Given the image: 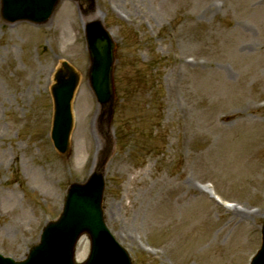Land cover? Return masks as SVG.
Returning <instances> with one entry per match:
<instances>
[{"label": "rangeland", "instance_id": "rangeland-1", "mask_svg": "<svg viewBox=\"0 0 264 264\" xmlns=\"http://www.w3.org/2000/svg\"><path fill=\"white\" fill-rule=\"evenodd\" d=\"M95 3L61 0L41 26L0 18V254L25 257L108 131L104 218L132 264H248L264 215V0ZM92 17L117 46L109 122L86 77ZM62 61L80 76L68 157L50 140Z\"/></svg>", "mask_w": 264, "mask_h": 264}, {"label": "water", "instance_id": "water-1", "mask_svg": "<svg viewBox=\"0 0 264 264\" xmlns=\"http://www.w3.org/2000/svg\"><path fill=\"white\" fill-rule=\"evenodd\" d=\"M93 2V0H89ZM59 0H2L1 15L9 21L24 20L45 23ZM89 58L88 80L92 92L102 108L112 115L114 103L113 61L115 46L98 22L86 28ZM51 89L54 102L52 140L55 148L65 153L71 130L70 100L78 82V75L66 63L55 75ZM112 149H106L99 165L85 184H72L65 198L62 213L56 222L43 230L39 244L30 249L27 260L14 263L0 256V264H74L73 250L79 236L86 233L91 242V254L85 264H130L126 253L114 242L106 230L101 212L103 168ZM255 264H264V246Z\"/></svg>", "mask_w": 264, "mask_h": 264}, {"label": "bare ground", "instance_id": "bare-ground-1", "mask_svg": "<svg viewBox=\"0 0 264 264\" xmlns=\"http://www.w3.org/2000/svg\"><path fill=\"white\" fill-rule=\"evenodd\" d=\"M246 48V47H245ZM260 59V58H259ZM261 60V59H260ZM263 65V62L261 61H256V59H253V61H251V63L249 64V72H250V76L254 77L255 75H257V69L259 66ZM93 168V166H92Z\"/></svg>", "mask_w": 264, "mask_h": 264}]
</instances>
